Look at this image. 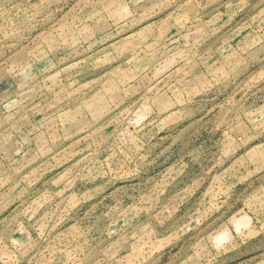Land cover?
<instances>
[{"label": "rangeland", "instance_id": "374dc122", "mask_svg": "<svg viewBox=\"0 0 264 264\" xmlns=\"http://www.w3.org/2000/svg\"><path fill=\"white\" fill-rule=\"evenodd\" d=\"M0 264H264V0H0Z\"/></svg>", "mask_w": 264, "mask_h": 264}]
</instances>
